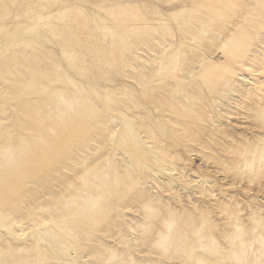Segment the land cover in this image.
<instances>
[{"label":"rangeland","instance_id":"374dc122","mask_svg":"<svg viewBox=\"0 0 264 264\" xmlns=\"http://www.w3.org/2000/svg\"><path fill=\"white\" fill-rule=\"evenodd\" d=\"M0 264H264V0H0Z\"/></svg>","mask_w":264,"mask_h":264}]
</instances>
